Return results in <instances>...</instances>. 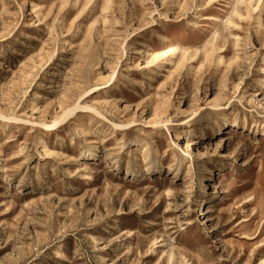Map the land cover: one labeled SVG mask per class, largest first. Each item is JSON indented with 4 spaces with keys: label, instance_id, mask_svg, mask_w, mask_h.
Listing matches in <instances>:
<instances>
[{
    "label": "rangeland",
    "instance_id": "obj_1",
    "mask_svg": "<svg viewBox=\"0 0 264 264\" xmlns=\"http://www.w3.org/2000/svg\"><path fill=\"white\" fill-rule=\"evenodd\" d=\"M258 1L0 0V264L264 259Z\"/></svg>",
    "mask_w": 264,
    "mask_h": 264
},
{
    "label": "bare ground",
    "instance_id": "obj_2",
    "mask_svg": "<svg viewBox=\"0 0 264 264\" xmlns=\"http://www.w3.org/2000/svg\"><path fill=\"white\" fill-rule=\"evenodd\" d=\"M107 1V0H106ZM241 2H243V3H245L246 5H249V3L252 1V0H240ZM260 1V0H259ZM258 1V2H259ZM104 2V1H103ZM96 3H97V0H94V2H93V4H92V6H95L96 5ZM108 3V2H107ZM107 3H104L103 5H104V8L106 9L107 7H106V5H107ZM212 16V15H211ZM215 16V15H214ZM238 16H239V14H238ZM200 19H202V20H211V19H213V20H215L216 18H213V17H210V16H202ZM229 22L231 21V20H228ZM227 21V22H228ZM213 22V21H212ZM215 22V21H214ZM218 23V22H217ZM219 35V34H218ZM162 39H164V37H161ZM219 39V38H218ZM220 39H221V37H220ZM219 41V40H218ZM216 44V43H215ZM206 51H208V50H206ZM185 52V51H184ZM205 53V52H204ZM207 53V52H206ZM220 58V57H219ZM79 107V104L78 103H76L71 109H68L67 111H65V112H63L62 114H61V116H60V119H58V120H54V122L52 123V125H55L56 123H58V122H60V121H62V120H64V118L66 117V116H68L71 112H72V110H74L75 108H78ZM11 119H16V120H18L17 118H14V117H12ZM261 206H259V209H258V211L259 212H261ZM261 245H264V242L261 244ZM259 264H264V259H260V262H259Z\"/></svg>",
    "mask_w": 264,
    "mask_h": 264
}]
</instances>
